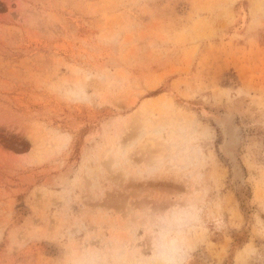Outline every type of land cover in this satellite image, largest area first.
<instances>
[{
	"label": "rangeland",
	"instance_id": "rangeland-1",
	"mask_svg": "<svg viewBox=\"0 0 264 264\" xmlns=\"http://www.w3.org/2000/svg\"><path fill=\"white\" fill-rule=\"evenodd\" d=\"M0 264H264V0H0Z\"/></svg>",
	"mask_w": 264,
	"mask_h": 264
},
{
	"label": "bare ground",
	"instance_id": "bare-ground-1",
	"mask_svg": "<svg viewBox=\"0 0 264 264\" xmlns=\"http://www.w3.org/2000/svg\"><path fill=\"white\" fill-rule=\"evenodd\" d=\"M219 119V118H218ZM221 128H222V135H223V142L220 146L221 150L225 152L224 154L229 158L231 163L233 162L234 171L236 173V178L239 177V169L235 163V150L239 143V135H238V128L237 125L234 123L233 116L225 114L223 117L220 118ZM181 133L183 131V127L180 129ZM220 150V151H221ZM178 160H182L181 157H178ZM232 165V166H233ZM241 175V174H240ZM242 178V177H241ZM240 180V179H239ZM239 185V184H238Z\"/></svg>",
	"mask_w": 264,
	"mask_h": 264
}]
</instances>
